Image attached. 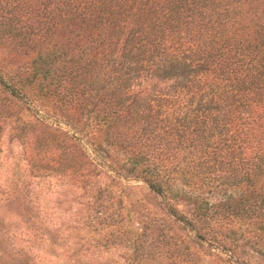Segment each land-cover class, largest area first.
I'll use <instances>...</instances> for the list:
<instances>
[{
  "label": "trees",
  "instance_id": "trees-1",
  "mask_svg": "<svg viewBox=\"0 0 264 264\" xmlns=\"http://www.w3.org/2000/svg\"><path fill=\"white\" fill-rule=\"evenodd\" d=\"M0 45L34 52L0 68V152L20 147L0 194L24 229L21 163L86 195L88 228L120 225L106 178L140 180L226 261L264 264V0H0ZM0 250L33 264L1 228Z\"/></svg>",
  "mask_w": 264,
  "mask_h": 264
},
{
  "label": "rangeland",
  "instance_id": "rangeland-1",
  "mask_svg": "<svg viewBox=\"0 0 264 264\" xmlns=\"http://www.w3.org/2000/svg\"><path fill=\"white\" fill-rule=\"evenodd\" d=\"M33 56L32 51L24 55L9 45H0V68L11 71L20 64L27 66ZM2 147L0 180H9L20 147L4 140ZM20 166L22 180L32 183L29 195L40 223L24 229L22 219L31 211L0 194V228L13 235L22 248L20 254H30L33 264H180L184 251L190 264H232L167 214L159 198L140 180H104L117 196L114 205L122 216L120 225L93 230L81 222L88 213L86 195L72 192L64 179L60 181L52 174L32 176L25 165ZM175 205L186 211L184 204ZM151 223L157 226L152 228ZM109 238L115 242L104 244Z\"/></svg>",
  "mask_w": 264,
  "mask_h": 264
}]
</instances>
